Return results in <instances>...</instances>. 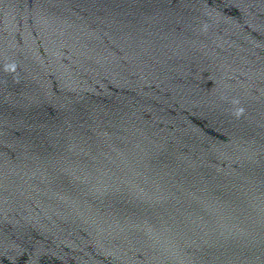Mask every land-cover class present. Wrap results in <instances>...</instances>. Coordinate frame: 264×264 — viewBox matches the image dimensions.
Instances as JSON below:
<instances>
[{
  "label": "clouds",
  "instance_id": "clouds-1",
  "mask_svg": "<svg viewBox=\"0 0 264 264\" xmlns=\"http://www.w3.org/2000/svg\"><path fill=\"white\" fill-rule=\"evenodd\" d=\"M242 112H243V109H239L238 112H237L236 114H237V115H240V114H242Z\"/></svg>",
  "mask_w": 264,
  "mask_h": 264
}]
</instances>
